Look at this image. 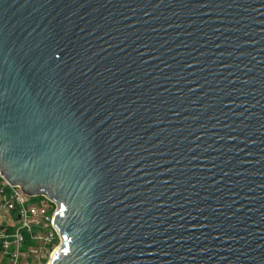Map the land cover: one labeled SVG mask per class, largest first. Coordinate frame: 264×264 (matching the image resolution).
<instances>
[{"label":"water","instance_id":"95a60500","mask_svg":"<svg viewBox=\"0 0 264 264\" xmlns=\"http://www.w3.org/2000/svg\"><path fill=\"white\" fill-rule=\"evenodd\" d=\"M0 172L52 264H264V0H0Z\"/></svg>","mask_w":264,"mask_h":264},{"label":"built area","instance_id":"2783aa9c","mask_svg":"<svg viewBox=\"0 0 264 264\" xmlns=\"http://www.w3.org/2000/svg\"><path fill=\"white\" fill-rule=\"evenodd\" d=\"M57 209L55 201L27 195L0 172V264H52L62 244L53 226Z\"/></svg>","mask_w":264,"mask_h":264}]
</instances>
